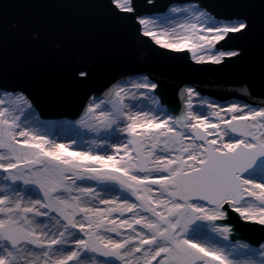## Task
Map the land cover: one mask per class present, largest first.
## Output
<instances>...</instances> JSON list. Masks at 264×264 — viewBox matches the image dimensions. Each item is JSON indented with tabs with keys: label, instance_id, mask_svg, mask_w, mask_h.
I'll return each instance as SVG.
<instances>
[{
	"label": "snow or ice",
	"instance_id": "6c2138e0",
	"mask_svg": "<svg viewBox=\"0 0 264 264\" xmlns=\"http://www.w3.org/2000/svg\"><path fill=\"white\" fill-rule=\"evenodd\" d=\"M149 6L154 0H106L111 16L197 64L238 59L228 41L253 29L248 16L217 19L193 3L171 7L159 19L175 26L155 31ZM260 43L264 84V0ZM72 75L84 82L90 72ZM157 87L130 79L90 98L69 127L95 134L93 152L50 138L23 90L0 85V264H264V237L258 248L233 243L229 223L235 213L264 232V103L197 109L187 88L181 114L158 117L141 107L152 100L143 90Z\"/></svg>",
	"mask_w": 264,
	"mask_h": 264
},
{
	"label": "water",
	"instance_id": "95a60500",
	"mask_svg": "<svg viewBox=\"0 0 264 264\" xmlns=\"http://www.w3.org/2000/svg\"><path fill=\"white\" fill-rule=\"evenodd\" d=\"M203 1L221 15L248 16L253 23L245 36L228 41V47H241L243 55L224 66L190 65L176 55L149 51L133 22L109 14L106 0H0V85L22 89L44 115H78L89 96L138 73L160 84L154 93L175 111L184 110L179 104L183 98H171L187 86L221 99L264 103L261 0ZM158 11L163 10H150L163 15ZM80 67L89 70L87 81L73 78ZM245 82L251 85L248 94L241 92ZM240 222L231 213L229 223L239 234L233 230L230 239L257 245L264 237L260 226Z\"/></svg>",
	"mask_w": 264,
	"mask_h": 264
},
{
	"label": "rangeland",
	"instance_id": "374dc122",
	"mask_svg": "<svg viewBox=\"0 0 264 264\" xmlns=\"http://www.w3.org/2000/svg\"><path fill=\"white\" fill-rule=\"evenodd\" d=\"M157 18H154V20L157 21L156 25L155 26L151 25L152 26V30L162 31L163 28H164L163 26L165 24L159 18L158 19ZM153 27H155L156 29H154ZM136 78H142V77H135V78H131V79H136ZM143 91L145 92L146 95L151 96L150 95L151 92L149 93V90H143ZM194 97L196 98L197 95L194 96ZM194 97H192V98H194ZM151 98H152L151 101L144 100L142 102V104H141V107H143L145 110H149L150 109L158 117L164 115L165 113L159 107V104H158L156 98L153 95L151 96ZM137 99H140V98L137 97ZM153 101H154V103H153ZM201 101H206V100L205 99H201L200 102ZM233 102L239 103V102H236V101H231L224 107H221V106H218V105L217 106H218V108H226L229 104H231ZM239 104L243 105L242 103H239ZM200 106L201 105L199 104V108H200ZM203 110H204L205 115L208 116V118L210 120L215 122V119L212 118L209 115V111L210 110L207 108V104L203 105ZM62 123L64 124V126L61 127L62 129L58 130V132H56V130L53 128V131L50 134L48 133L47 130L50 129V126H51L50 123H45L47 125V127L43 128V131L45 133H47L50 138L57 140V142L71 143V140L75 139L76 140V144L69 149L70 151H80V150H85V151L91 150L93 152H98L99 151L98 147L92 143L93 139L95 138V134L89 133L86 129H76V128L69 127V125H71L73 123H66V122H62ZM29 126L31 127L32 125L30 124ZM117 135H120L122 137L123 134L117 133ZM108 150L111 151L110 148ZM2 180H4L3 173H0V187H2L4 185ZM78 183H79V181H78ZM83 183L85 185H88V186L95 185V182H93V181H84ZM95 186L97 188L101 187L100 185H95ZM117 190H118V188H117ZM102 194H105V193H102ZM111 195H115V192L111 193ZM232 242L235 243V241H232ZM256 248H258V247H256Z\"/></svg>",
	"mask_w": 264,
	"mask_h": 264
},
{
	"label": "bare ground",
	"instance_id": "6f19581e",
	"mask_svg": "<svg viewBox=\"0 0 264 264\" xmlns=\"http://www.w3.org/2000/svg\"><path fill=\"white\" fill-rule=\"evenodd\" d=\"M184 6H186V5H184ZM184 6H181V7H184ZM178 7H180V6H178ZM170 9V8H169ZM169 9L168 10H166L165 9V11L163 10V15L162 14H157V13H153L152 14V12H150V11H145L144 12V14H145V16H147V17H151L152 19H154V18H160V17H162V16H164V15H166V14H170L169 13ZM157 18V19H158ZM178 17H174V19H177ZM165 25L163 26V27H174L175 26V24L172 22V21H170L169 23L167 22V24L166 23H164ZM137 26V28H139V25H136ZM149 28L150 29H152V26L151 25H149ZM154 29H156L155 27H153ZM143 36V35H142ZM150 38V37H149ZM186 56H188L189 57V59L190 60H192L193 62H195L193 59H192V54L190 53V52H188V54H186ZM144 77H142V78H136V79H143ZM148 79L150 80V78L148 77ZM152 81V80H151ZM149 93H150V91H149ZM150 95H151V93H150ZM152 96V95H151ZM194 97V96H193ZM200 100H201V98H199V97H194V98H192V101H193V107H195V108H197V109H199V104H200ZM206 101H209V102H212L211 100H208V99H205ZM214 103V102H213ZM216 105H217V103H215ZM237 104H239V103H237ZM227 104H224V105H221V106H226ZM61 122H66V123H70V121H67V118H65L64 120H62V121H60V122H58V121H55V123L56 124H54L53 125V128L56 130V132H58V130H61L62 128H61V126L60 125H64L63 123H61ZM72 123H74V122H72ZM3 181V184H5L6 182L4 181V180H2ZM235 214V213H234ZM235 216L237 217V219H238V216H237V214H235ZM239 220V219H238ZM241 220H239V222H240ZM241 223V222H240ZM232 241H237V240H232ZM239 241H241V242H243V243H245L244 241H242V240H239ZM248 244H249V242H248ZM251 245H255V244H251ZM257 247H259L258 245H256Z\"/></svg>",
	"mask_w": 264,
	"mask_h": 264
}]
</instances>
